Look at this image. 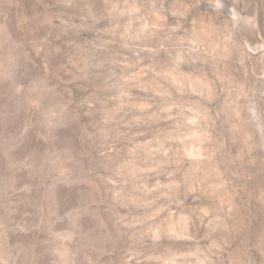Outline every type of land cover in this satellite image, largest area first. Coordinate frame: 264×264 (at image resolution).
I'll return each instance as SVG.
<instances>
[{"label":"rangeland","instance_id":"374dc122","mask_svg":"<svg viewBox=\"0 0 264 264\" xmlns=\"http://www.w3.org/2000/svg\"><path fill=\"white\" fill-rule=\"evenodd\" d=\"M0 264H264V0H0Z\"/></svg>","mask_w":264,"mask_h":264}]
</instances>
